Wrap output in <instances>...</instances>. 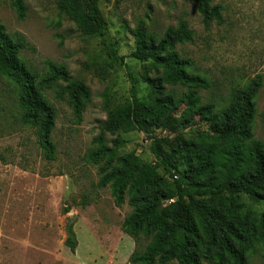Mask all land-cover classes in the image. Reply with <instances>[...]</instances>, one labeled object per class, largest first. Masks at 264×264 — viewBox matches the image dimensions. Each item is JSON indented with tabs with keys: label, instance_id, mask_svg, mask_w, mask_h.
<instances>
[{
	"label": "rangeland",
	"instance_id": "obj_1",
	"mask_svg": "<svg viewBox=\"0 0 264 264\" xmlns=\"http://www.w3.org/2000/svg\"><path fill=\"white\" fill-rule=\"evenodd\" d=\"M13 2L0 0V22L8 33L21 34L28 42L21 60L40 78L47 75L50 63L66 67L74 79L89 87L91 102L78 122L68 102L56 98L55 88L44 90L56 110L52 133L56 159L48 160L39 144L38 128L22 121L17 88L0 75V264H135L132 259L143 253L150 239L122 231L132 208L127 201L117 206L110 187H98L100 165L88 159L110 108L131 100L130 75L141 99L149 94L144 75L157 76L130 57L135 50L132 30L144 26L160 40L169 27L186 23L193 40L176 51L193 63L189 72L210 81L211 88L200 91L201 104L212 103L217 111L230 103L235 89L261 76L253 139L264 144V0H212L213 5L223 6L224 22L209 26L195 11L193 0H101L110 34L119 41L120 55L130 71L111 69L100 40L84 36L59 11L57 0H24L23 20L18 19ZM168 90L178 97L186 92L182 87ZM205 130L204 123L195 122L179 132L193 136ZM155 134L173 136L162 129H155ZM120 136L121 154L134 151L144 162H157L145 134L122 132ZM116 138L106 134L109 142ZM253 206L264 211V203ZM70 227L76 239L74 250L66 245ZM250 262L264 264V252L259 249L250 255Z\"/></svg>",
	"mask_w": 264,
	"mask_h": 264
},
{
	"label": "trees",
	"instance_id": "obj_2",
	"mask_svg": "<svg viewBox=\"0 0 264 264\" xmlns=\"http://www.w3.org/2000/svg\"><path fill=\"white\" fill-rule=\"evenodd\" d=\"M193 1L204 25L224 22L222 5ZM100 2L57 0V7L84 36L100 40L111 69L127 67L130 71ZM12 7L23 20L24 0H14ZM132 35L135 50L130 57L155 70L157 76L144 75L149 94L141 99L130 75L131 100L110 108L88 159L100 165L98 187H110L117 206L127 201L132 208L122 231L150 239L133 263L251 264L250 255L259 249L264 252V211L253 206L264 203V144L253 139L255 99L263 86L262 77L235 89L230 103L217 111L212 103L201 104L200 91L209 90L210 81L189 72L193 63L176 51L177 46L193 40L186 23L169 27L160 40L144 26L132 30ZM28 46L23 35L8 33L0 22V75L17 88L23 123L38 128L46 158L55 160L56 110L44 90L55 88L56 98L68 102L78 122L91 102V92L64 66L50 63L42 78L33 73L20 58ZM168 87H182L186 92L178 97ZM106 105H111L108 99ZM195 122L204 123L206 130L193 136L179 132ZM155 129L173 136L160 137ZM122 132L145 134L157 162H144L134 151L121 154ZM106 134L117 138L109 142ZM68 233L66 245L74 250L72 227Z\"/></svg>",
	"mask_w": 264,
	"mask_h": 264
}]
</instances>
